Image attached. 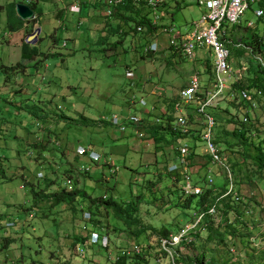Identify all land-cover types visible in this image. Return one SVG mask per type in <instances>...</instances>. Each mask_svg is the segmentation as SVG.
<instances>
[{"label":"rangeland","instance_id":"374dc122","mask_svg":"<svg viewBox=\"0 0 264 264\" xmlns=\"http://www.w3.org/2000/svg\"><path fill=\"white\" fill-rule=\"evenodd\" d=\"M8 1L0 0V5ZM38 2L42 28L38 44L44 52L42 57L55 53L47 58L49 67L43 64L45 61L33 62L27 65L28 73L18 72L8 87L0 71V90L15 93L7 99L0 98V217L3 219L0 264H115L117 251L134 245L142 246L143 253L147 251L140 264H185L182 260L186 257L194 264H264V169L260 171L255 165L253 146L263 143L264 147V120L261 123L256 119L259 115L264 117V104H259V98L258 108H252L240 99L239 91L246 88L249 80L238 77L224 100L209 109L216 119L218 146L232 162L239 164L234 167L237 179L246 176L237 181L243 202L232 206L229 201H223L222 222L219 225L210 219L208 222L220 231L232 226L240 232L235 236L227 232L225 242L221 243L218 236L209 237L204 226L192 237L191 245L172 249L174 259L169 258L159 249L158 233L162 228L191 224L199 209L194 206L196 202L187 206L191 198L182 193L181 182L171 179L168 173L183 141L174 139L172 144L157 146L147 130L154 125H166L170 117L177 119L174 105L192 75L198 74L203 90L212 87L213 58L206 59L208 53L203 51L200 57L189 60L172 49L167 37L158 31L125 35L130 27L113 19L112 25L119 22L121 31L115 36L109 34L105 23L109 18L103 15L105 0H101L102 8L84 7L80 26L78 13L69 11L72 14L67 19H59L56 14L64 8L59 0ZM257 8V3H251L242 16L245 30L241 26L237 30L225 27L226 40L249 43L250 37L256 40L262 35L264 20L255 15ZM201 13L196 0H165L161 19L162 23H171L186 32ZM5 19L6 14L0 8V41L4 43H0V63L9 64L16 59L13 54L8 57V47L18 53L25 35L34 31L31 24L10 32L6 38ZM249 22L253 25L247 28ZM54 32L56 42L50 37ZM101 37H108V43H99ZM150 43L158 44L157 52H144ZM240 51H234L229 59L236 69L238 58L245 52ZM127 72L133 75L127 77ZM193 106L188 108L192 134L187 138L195 150L191 171L204 176V169L210 166L201 140L204 119ZM130 113L141 119L140 126L128 123L127 130L121 132L111 124L112 115ZM237 122L246 133L247 146L232 136ZM23 123L29 124V133L23 131ZM88 147L103 156L100 162L89 158ZM105 158L110 160L109 165L103 163ZM84 167H90V172L81 173ZM216 167L212 168L219 171L214 183L222 187L223 174ZM38 173L43 174L42 178L37 177ZM67 178L72 179V187L77 191H85L89 200L81 197L58 203L41 200L43 195L64 188ZM34 192L39 193L41 202ZM139 194L135 217L147 229L139 237L111 212L102 210V216L96 205L87 208L91 199L98 197L126 205L136 202ZM228 208L232 210L226 213ZM84 211L99 215L84 218ZM7 220L14 221V225L7 227ZM94 235L99 239L108 235L110 250L93 243ZM74 236L85 241L74 244Z\"/></svg>","mask_w":264,"mask_h":264},{"label":"built area","instance_id":"2783aa9c","mask_svg":"<svg viewBox=\"0 0 264 264\" xmlns=\"http://www.w3.org/2000/svg\"><path fill=\"white\" fill-rule=\"evenodd\" d=\"M126 0H105L106 8L104 15L106 17L114 15L117 8ZM137 4H145L149 10V18L151 24L157 27L159 34H163L167 37L169 46L176 52L181 53L185 58L194 60L197 57L198 51L205 50L212 54L215 68V80L212 87L208 90H203L202 81L198 74L192 75L188 86L180 91L179 99L175 103L174 108L177 113V119L174 124L181 135H190V126L188 111L189 106H193L195 112L203 117L204 127L201 131V140L205 147V153L209 156L212 165L219 167L223 176L226 178V189L223 194L213 203H207L201 207L196 213V219L191 224L185 225L178 233L171 234L169 237L158 239V245L160 251L167 254L169 258L174 259L172 249L179 247L180 245L192 241V237L197 233L199 229L204 226L212 224L208 222H214L215 225H219L222 220V214L219 205V201L225 198L231 199V204H241L243 198L237 190L236 175L229 162V158L225 155L222 149L218 146L215 140V126L216 119L209 112V109L217 107L221 101L224 100L226 94L231 89L232 84L235 81L236 70L230 64V48L228 43L230 41L225 38L226 26H235L241 23V18L250 7L251 3H258L264 0H196L199 7L202 8V13L197 20H194L191 29L186 32L178 30L173 24L162 23L161 8L165 0H132ZM251 2V3H250ZM70 11L74 13L80 12V7L77 5H71ZM255 15L259 19L264 20V8L258 6L255 10ZM38 17L35 14L31 20H36ZM252 23H248V27H252ZM28 26V24H25ZM138 31L144 30L142 26L137 28ZM261 40L264 41V28L262 30ZM235 47L244 48V50L253 55V49L251 46L246 45L242 41L235 44ZM144 52H157L158 44L150 43L144 48ZM259 64L264 67V55L256 57ZM127 77L133 75L132 72H127ZM263 95L260 89H254L249 91L245 87L239 91V97L242 101H245L250 107L255 108L258 106L257 99ZM145 104V103H143ZM111 124L119 129L121 132L127 130L128 123L132 126H140L141 119L135 115H112ZM247 121V118L244 119ZM140 137H143L142 133H139ZM84 151V150H82ZM86 152L89 153V158L100 162L102 155L91 151L88 147ZM191 146L189 143L184 142L179 147V156L176 163L169 166V172L175 173L181 178V190L186 197L199 196L203 193V189L200 185L194 183L192 171L190 168ZM106 159V158H105ZM104 159V160H105ZM110 163L109 159L103 161ZM115 168H112L114 172ZM117 170V168H116ZM81 171L88 172L90 167H84ZM43 174L38 173V178H42ZM214 175L211 171L207 174V182L209 185L214 183ZM65 187L68 191L72 190V179L67 178L65 181ZM84 218H90L91 214L88 211H84ZM13 222H8L7 227L13 226ZM92 242L96 243L100 248L107 249L110 247L111 241L108 235L92 237ZM230 250L235 251L234 247L230 245ZM141 253V248L138 245L132 247H125L121 249L122 255H131Z\"/></svg>","mask_w":264,"mask_h":264},{"label":"trees","instance_id":"16d2710c","mask_svg":"<svg viewBox=\"0 0 264 264\" xmlns=\"http://www.w3.org/2000/svg\"><path fill=\"white\" fill-rule=\"evenodd\" d=\"M16 4L17 3L15 1H11L4 6L0 5L1 8L6 9L7 27L12 32L17 31L20 28H23V26L25 24H29L31 21H33V20L23 21L22 19H20L16 13ZM28 4L32 7V9H34L35 13H38L37 12L38 8H37L36 2L30 1ZM257 5L261 8H264V2L263 1H259L257 3ZM146 9H147V7L145 4H142V3L137 4V3L133 2L132 0H126L123 3V5H120L117 8V11H116V13H114V15L107 17L110 19V20L109 19L106 20V22H105L106 25L109 26V27H107V30L109 29V31H108L109 34H112L113 36H115L118 31H121L120 30L121 25H119V22H122V23H124L130 27L129 30H127L125 32V35H130L132 33H139V31L137 30V28L139 26H142L144 28V30H142L141 32H146V33H150V34L155 33L157 30V27H154L151 24L150 18L148 16L149 10L147 11ZM39 14H41V12ZM112 19L115 20L116 23H117V21H119L118 24L113 26L111 23ZM56 39L57 38H55V41H56ZM107 39H108V37H105V38L101 37L99 43H105L106 44ZM114 44H115V46H118L117 43H114ZM245 44L251 46V48L253 49V55H255L256 52H260L262 55H264V41L261 40V38H258L256 40H252L249 43L245 42ZM22 47H23L22 52H23L24 59L29 58V57H27V54H30L32 56L28 59L30 61L34 60V58L40 56L39 49L36 46H31L27 42H24ZM235 49L238 52H241L240 50H244V48L237 49L236 47H235ZM105 50H106V48H105ZM206 63H209V62H206ZM17 68H18L17 66H14V67L4 66V65L0 66L2 73L6 76L8 75L9 78H11L12 72L15 71ZM249 82H250L249 84H247V83L245 84L246 88L248 90L260 89L264 95V67H262L259 64V69H258V72L256 74V77H254L253 79H250ZM242 86H243V84H242ZM246 104H248V103H246ZM174 122L175 121L172 120V117H170L169 122L166 125L165 124L154 125L147 130V133L154 139L157 146L161 145L162 143L172 144L174 139L182 140L183 141L182 144L184 143V140H186V142L189 143V145L191 146V150H192L191 155L189 156V159L191 162L190 168L193 169V166H194L193 157L195 154L194 144L192 142L187 141V138L189 136H191L192 133L190 135H181L179 133V131L177 129H175L176 125L174 124ZM172 124H174V125H172ZM241 124H244V122ZM236 125L237 126L232 131L233 138L241 141L242 144L247 146L249 143H248V138L246 136V133L242 131L241 127H238V122L236 123ZM215 140H216V143L219 144V141L217 140L216 135H215ZM180 144H179L177 152H176L177 157L174 159L175 160L174 163H176L178 160ZM253 146H254V150H255V154H256L254 157L255 158V165L261 171L262 169H264V150H263L264 147H262L263 143L253 144ZM207 157H208L207 165H210L211 167L208 166V167H206V169H204V172H205L204 176L198 175V173H196V172L194 173L192 171L194 183L197 185H200L202 187L203 193L199 196L187 197V198H191V200L188 201V205H187L189 207L192 205L191 204L192 202H196L194 204V206L197 207V209H200L201 207H203V205H205L207 203L215 202L219 198V196L225 192L226 184H227L225 176H223V178L221 179L222 180V187L216 186L217 184H215V183H213L212 185L208 184L207 174L211 171V173L214 175V179H215V176H218L219 171H217L216 169L214 171L212 169L213 167H216V166L211 164L210 158L208 155H207ZM229 162H230V164L233 168V171L236 175V186H237V190L239 192L237 181H242L246 175L245 176L241 175L237 179L238 173L236 172L235 168L239 167V164L232 162L231 160H229ZM103 163H105V162H103ZM105 164L109 165V163H105ZM89 172L90 171H88V172L81 171V173H83V174H87ZM168 173L170 174L171 172H168ZM170 177H171V179L174 178L175 180H177V182H181V178L178 175H176L175 173H171ZM214 182H215V180H214ZM38 194L39 193L34 192V196L37 197L36 199H38V196H39ZM136 197L138 199L136 202H134V203L129 202L126 205H121L120 203H118L117 201H115L112 198L106 199L104 197H98L97 199H91V203H89L87 205L88 206L87 208L92 209V205H96L97 211L100 212V215L102 214V216L104 215L102 210H105V212H111L113 217L115 219L119 220V222H121L123 224V226H125L129 230L131 229L130 232H132L135 235V237H139V235L147 229L145 227H141L138 219L135 217V214L137 211L136 205L138 204V201L141 198V194L137 195ZM79 198L81 200H86L89 198V196L85 193V191H77L75 188H73L71 191H68L67 188L64 186V188H62L60 191H57L56 193H54L52 195H43V197H41V200H44L47 202H54V203L57 202L58 203V202L64 201V200L73 201V200H76ZM223 201H229V203H231L230 198H225L223 200H220L219 201V205H221L220 209L223 207V204H222ZM235 205L238 206L239 204H234L232 206H235ZM81 209H82V207H81ZM231 210H232V208H228L226 213L231 212ZM91 215L97 216L99 214H97L96 212L93 211V214H91ZM10 222H13V221H10ZM182 228L183 227H181L178 224L176 225L175 229L162 228L161 231L158 233L160 235V237L158 239L164 238V237H169L171 234L178 233ZM228 228L229 229H226L224 231H220L219 228H215L213 225H209L206 227L208 234H209V237H212L213 235L218 236L219 241L221 243L225 242L227 232L230 234V236L231 235L235 236L237 232H240V231H237V229L232 228V226H228ZM171 230H174V231H171ZM80 241H85V238H82L79 236H74V239H73L74 244H78V242H80ZM192 243H193V241H190V242H187V243L180 245L179 247L189 246ZM138 246H140V245H138ZM110 247H111V244H110ZM149 247L150 246L148 245L147 248H149ZM109 248H107V250H110ZM140 248H141V253L131 254V255H122L121 249H120L119 251H117V259L115 261V264H140V263H143L145 260V253L147 251H145L143 253L144 248L142 246H140ZM229 249H230V244H229ZM182 261L185 262V264H194V261L190 260V258H188V257L183 258Z\"/></svg>","mask_w":264,"mask_h":264},{"label":"crops","instance_id":"0c3cea01","mask_svg":"<svg viewBox=\"0 0 264 264\" xmlns=\"http://www.w3.org/2000/svg\"><path fill=\"white\" fill-rule=\"evenodd\" d=\"M11 1H15V0H9L8 2H6L4 5H6V4H8L9 2H11ZM30 1H33V2H36L37 3V5H39V0H23V1H15L16 3H20V2H22V3H26V4H28ZM50 1H55V0H50ZM59 2L60 3H62V4H64V8L63 9H59L58 10V13L56 14L58 17H59V19L60 20H65V19H67L68 18V15H70V14H72V13H70L71 11L70 10H68L69 9V6H71V5H77V6H79L80 7V12L78 13L80 16H79V18H80V20H78V24H79V26L82 24V22H81V16H83V11H84V7H87V8H89V9H91L92 10V8H96V7H100V8H102L101 7V0H91V1H83V0H59ZM103 2V1H102ZM4 5H1V6H4ZM1 8V7H0ZM2 9V11L6 14V9L5 8H1ZM89 9H88V12L87 13H89ZM70 11V12H69ZM86 12V11H85ZM36 15H37V19L36 20H33V21H31L29 24H28V26H30L31 24L33 25L32 26V28H33V30L32 31H35L37 28H40L41 29V31H42V28H41V25H40V23H39V18H40V15H38L37 13H35ZM90 14V13H89ZM104 15V14H103ZM105 16V15H104ZM78 18V19H79ZM6 19H7V14H6ZM5 19V20H6ZM7 21V20H6ZM35 24H36V26H35ZM171 24V23H170ZM28 26H23L24 28L25 27H28ZM97 26V25H96ZM240 26L242 27V29H244L245 30V28L242 26V23H240V24H238V25H235V26H229V29L228 30H230V29H234V28H236V30L238 29V28H240ZM36 27V28H35ZM100 28V27H99ZM247 28H248V26H247ZM41 31H40V34H41ZM10 32H12V31H10L9 29H8V31L5 33V34H3V35H5L6 36V38H7V36L9 35L10 36ZM235 33V32H234ZM40 34H39V36H38V42L36 43V44H34V45H31V46H36L38 49H39V53H40V56H38V57H36V58H34V60H28L30 57H32L30 54H27V57H29V58H25L24 59V56H23V52H22V46H23V43L24 42H26V38L28 37V35H25V37L23 38V42H22V45H20L19 47H18V49H19V51H18V53H15L14 52V49L13 48H11V47H8L9 49H8V51H7V55H8V57L10 58V56L13 54V57H15V61L14 62H11V63H9V64H5V63H0V66H2V65H4V66H11V67H14V66H17L18 68L15 70V71H13L12 72V74H11V78H9L8 77V75L6 76V75H4V84H5V86H7L8 87V85L10 84V82H11V80L13 79V76H15L18 72H20V73H23V74H26V73H28V71H27V65H31L33 62H34V64H38V62H40V61H45L43 64H45V67L46 68H48L49 67V65L48 64H46V62H48V60H47V58L48 57H50L51 55H55V53H52V52H49V53H46L47 54V56L48 57H42V54L44 53L43 51H41V47L39 46V41H40V39H42L41 38V36H40ZM246 34V36H247V38H249L250 37V34L249 33H245ZM1 36V35H0ZM261 36V35H260ZM53 40H54V42H56L55 41V38H57V36H56V33L54 32L53 34H51V36H50ZM260 38V37H259ZM249 39H251V40H253L252 39V37H250ZM1 40V39H0ZM230 41V43H232L233 45L232 46H230L229 44L230 43H228L227 45H228V47L230 48V52H231V54L232 53H234V51L236 52V49H235V42L233 41V40H229ZM239 41H241V40H238V42ZM237 42V41H236ZM0 43H2L1 41H0ZM8 43H10V42H8ZM8 43H6V44H8ZM2 44H4V43H2ZM12 44V42L9 44V45H11ZM13 49V50H12ZM203 51H205V50H201V51H198V54H197V57L196 58H198V56L200 57L201 55H200V53H202ZM245 51V50H244ZM207 52V51H206ZM208 53V55L207 56H205V58L206 59H211V58H213V56H212V54L211 53H209V52H207ZM15 55V56H14ZM257 56H262V54L260 53V52H256V54L255 55H252V54H250V53H248V52H244V54H241L240 55V58H238V62H237V68L238 69H236L234 66H233V68L236 70V72L239 70V74H241V75H239L238 73H236V76H235V81L238 79V77H241V76H244L245 78H246V80H250V79H253L254 77H256V74H257V72H258V69H259V62L257 61V59H256V57ZM26 57V56H25ZM211 57V58H210ZM44 59V60H43ZM0 71H1V69H0ZM2 72V71H1ZM234 81V82H235ZM250 82L249 81H247V84H249ZM232 87V86H231ZM20 91L21 92H19L21 95L22 94H24L23 93V87H21V89H20ZM252 91H254V89L252 90ZM18 92V91H17ZM13 94H15L13 91H6V92H2L1 90H0V98H3V99H7L8 97H12L13 96ZM260 99H261V101L262 102H260ZM260 99H259V104H264V95H262L261 97H260ZM43 100H41L40 101V103L42 102ZM10 101H8V103H9ZM256 108H258V107H256ZM189 111V110H188ZM256 114H258V113H256ZM261 116H263L262 114H261ZM39 119V118H38ZM256 119H259L260 120V122L262 123V120H264V117H260V115L259 116H256ZM22 128L24 129L23 131H25V132H27V133H29V131L27 130V128H29V124H22ZM30 129V128H29ZM10 221H12V220H7L6 222H5V224H7L8 222H10ZM14 222V221H13ZM2 223H3V219H1V217H0V224L2 225ZM4 224V225H5ZM3 226V225H2Z\"/></svg>","mask_w":264,"mask_h":264},{"label":"water","instance_id":"95a60500","mask_svg":"<svg viewBox=\"0 0 264 264\" xmlns=\"http://www.w3.org/2000/svg\"><path fill=\"white\" fill-rule=\"evenodd\" d=\"M16 13L20 19L23 21H29L34 18L35 11L29 4L26 3H17L16 4ZM41 29L37 28L33 33H31L27 38L26 42L30 45H34L38 41V36L40 34Z\"/></svg>","mask_w":264,"mask_h":264}]
</instances>
